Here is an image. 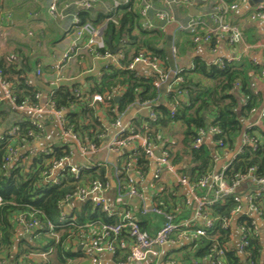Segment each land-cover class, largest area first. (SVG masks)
<instances>
[{
  "label": "trees",
  "instance_id": "obj_1",
  "mask_svg": "<svg viewBox=\"0 0 264 264\" xmlns=\"http://www.w3.org/2000/svg\"><path fill=\"white\" fill-rule=\"evenodd\" d=\"M1 3L2 0L0 7ZM142 6V0L123 1L109 13H100L97 17H94L95 13L91 9L79 11L78 17L82 22L90 21L95 25H105L110 17L116 19V22L109 20L106 23L103 37L107 43L111 38L114 48L122 44L120 53L124 57L120 61L121 67L109 64L102 67L98 74L87 76L83 82L61 85L52 90V100L57 109L65 111L66 127L77 134L83 143L96 145L100 144V136L107 131V125L98 114L99 107L106 111L109 121L113 122L117 119L114 109L122 114L135 104H151L157 118L152 119L149 115L133 118L130 122L132 130H128L124 137L141 133L152 143L162 146L168 151L174 166L182 163L190 166V169L181 170L180 174L189 175L190 181L195 183L215 171V151L218 155L223 154L224 150L235 151L245 129V122L253 121L255 111L264 101L263 92L255 85V78L264 75L263 67L246 58L223 59L220 64L208 63L200 57L192 56L188 65L181 69L183 80L176 81L175 76L171 89L165 95V101L160 102V90L155 84L159 80L158 74L153 70L145 74L136 68H127L135 57L143 53L158 61L168 75L171 69L166 52L167 34L159 27H146L140 14ZM175 37L177 56H185L190 53L188 50H193L195 43L191 33L181 30ZM21 43L17 49L18 58L13 55L7 59L0 57L2 78L13 83L11 89L17 105L29 102L35 104L39 90L30 85L28 79L42 61L43 54L27 43L23 45L29 47L26 52L21 48ZM187 45L190 46L186 48ZM212 46H215V40L212 41ZM97 51L104 52L100 48ZM116 92L120 95L118 101L114 97ZM94 94H102L105 100L93 104ZM15 111L19 112L17 109ZM12 112L14 110L1 111L0 124H9V114ZM19 113L16 124L8 128L4 132V138L0 139V264H8L9 261L10 264L14 261L16 263L21 256L30 253L48 255L37 264H67L69 258L80 255L67 248L69 236L72 232L77 233L78 226L87 222H112L116 218L114 215L108 216L101 206L87 201L80 210H74L69 217L63 219L65 213L64 207L60 205L61 201L67 194L76 191L75 183L78 180L67 169L58 174V183L45 182L43 172L50 167V160L53 158L68 156V147H54L52 151H41L36 155L33 153V159L25 160V157L32 154L28 150L21 153L12 164H7L10 148L30 144L33 136L29 132H38L33 119ZM176 123L183 125V137L175 143L168 142L165 140L166 132ZM210 126L221 130L212 137L213 145L205 142L202 146L195 147L198 131L207 130ZM12 128L16 129L17 134H8L7 131ZM245 131L255 139L257 145L245 144L242 151L231 159L224 171L229 183L251 168L256 169L258 177H264V116L258 124H252ZM218 141L223 144L219 145ZM125 157L128 161L135 159L137 169L143 174L149 173L151 159L144 148L137 147L126 152ZM95 171H87L92 173V180H104L103 174ZM121 171V180L125 182L130 177L127 166H121ZM160 179H154L158 182L156 185H166L164 182L160 183ZM238 204L235 196H226L203 208L216 222L209 236L200 237L198 241H192L188 245L193 248L196 258H205L217 245L225 249V264H264L263 247L259 236L254 234L251 215L239 218V222L246 224L247 228L248 245L244 248L246 258L242 259L235 250L228 247L230 228H222V224L225 219L232 218V212ZM156 206L167 212L174 211L178 207L177 198L170 189L164 188L156 196ZM22 213L27 219L35 217L39 220V225L35 227L33 242L21 243L14 255L17 217ZM72 221L75 222L74 225L70 224ZM50 223L55 226L53 229L50 228ZM187 252L184 260L190 261L191 255L188 250ZM3 260L7 262L2 263ZM24 264L31 263L26 259Z\"/></svg>",
  "mask_w": 264,
  "mask_h": 264
},
{
  "label": "crops",
  "instance_id": "obj_2",
  "mask_svg": "<svg viewBox=\"0 0 264 264\" xmlns=\"http://www.w3.org/2000/svg\"><path fill=\"white\" fill-rule=\"evenodd\" d=\"M0 7V57L8 58V56H17V49L20 47L24 51H28V46H23L25 43L34 49L35 47L42 52V61L36 66L34 72L29 75L28 82L30 85L36 87L39 92V98H37V104L44 109H49L50 101L52 100L51 85L60 75L63 79V85L67 83L72 85L77 82H83L84 79L89 75L87 72L94 70L95 73H99L100 69L98 61L95 60L93 55L88 54L87 51H83L81 48L79 52H73L70 58H64L68 49L72 46V31L71 23L74 17H78V13L82 8H78L72 3L77 0H59V9L62 15L59 17H52L49 13V4L51 0H12V6L23 8L24 14L22 15L21 22L16 20L10 15V13H2V5ZM92 1L93 5L90 8L97 17L100 13L107 14L114 9L116 3H121L124 0H87ZM232 4L234 2H241V0H152V9L148 14V19L144 20L150 22L154 27H159L165 30L169 25L177 23V27L174 29V40L177 33H180L181 26L187 25L191 19L200 21V30L206 31L209 26L213 25L215 19L214 16L217 14V7L222 3ZM261 3V0H247L241 2L239 7L235 11L229 12L225 16V21L231 25L238 26L243 34L244 41L238 44H231L227 38L217 42L215 40V46L210 44H195L193 50L187 55L200 57L208 63L222 62L223 59H237L243 58L258 64L263 67L264 74V19L256 18L252 19L251 15L256 10L257 6ZM158 11H165L171 13L174 16L172 22L161 20L157 17ZM76 13V14H75ZM5 23V24H3ZM20 31L22 32L19 34ZM16 32V33H15ZM46 34V37L44 36ZM12 37H9L11 36ZM47 36L50 38H47ZM33 38V40H31ZM20 40V41H19ZM214 41V40H213ZM36 42V43H35ZM84 41H80V45H83ZM86 42V40H85ZM108 44V43H107ZM81 45V46H82ZM187 45L186 48H188ZM175 57L182 58L176 55ZM19 61V59L17 60ZM61 62V69L58 71L54 67L55 64ZM40 66L42 73L37 74V67ZM44 67L46 69H44ZM101 68V67H100ZM136 70L140 73L149 74L151 68L144 64H138ZM72 83V84H71ZM13 87V83H10ZM255 85L264 94V75L255 78ZM171 86H169V90ZM119 93H114V97ZM166 95V94H165ZM165 95L163 101H165ZM32 103V102H31ZM34 104V103H33ZM97 104V103H95ZM264 107V101L259 109ZM16 107L13 102L5 98L4 90L0 86V112L7 110H14L9 114V124H0V134H3L8 128L16 124L18 113L29 116L32 119H38L44 125V130L41 132V136L37 140H33L27 145L25 149H22V153L30 150L35 155L41 151H52L54 147H68L70 153L68 155L69 162L75 167H84L81 172L80 179L75 183L77 188L79 186H87L92 181V173H87L90 169H95L96 173L102 175L104 180H101L105 186L102 193L106 203L115 214L122 211H128L134 215L142 229L147 232L154 234L156 233L166 220L165 213H158L155 211L156 207V196L164 188L170 189L173 195L176 196L179 211L177 219L181 221H191L195 225H202L201 218L196 217V209L198 207V201L196 197L202 200L212 198L210 192L202 191V189L192 190L188 185H183L178 182V177L185 176L180 174L183 169H190L186 163L174 166V172L163 170L159 181L160 183H166V185H159L155 182L154 174L156 169H153L152 165L156 160L154 157L151 159V167L149 173L143 174L137 169L135 165V159H126L125 154L137 147H143V144L137 140H133L130 145L123 147L120 150L112 148L113 141L117 139L120 134V129L115 125L116 120H121L123 126L130 128V122L133 118L141 115H149V106L147 104H135L131 106L126 112L119 113L117 109H114L117 114L116 120L110 122L107 117V113L103 108H98V114L104 124L107 125V131L100 137V144L96 147L91 148L90 144L83 143L81 140H76L72 136L67 135L62 129L60 120L53 116L49 112L42 114L33 113L31 111H15ZM256 115V114H255ZM65 116V111H64ZM255 118V117H254ZM252 124L251 121L245 122V127ZM183 125L176 123L172 125L166 132V141L176 142L180 141L183 137ZM206 143L212 144V138H206ZM82 145L87 147L85 151L82 149ZM213 145V144H212ZM160 146V145H159ZM33 155L28 158L33 159ZM215 171L228 164L232 158V153L227 152L221 155L215 151L214 153ZM29 161V160H28ZM128 161V162H127ZM157 165V163H156ZM121 166H127L130 178L134 180V184L138 188V194H132L129 190L123 189L124 181L121 180L120 174ZM190 171V170H189ZM188 171V172H189ZM214 171V172H215ZM58 173V172H57ZM60 174V173H59ZM189 176V175H188ZM186 176V177H188ZM189 178V177H188ZM94 180V179H93ZM128 180V179H127ZM76 188V189H77ZM246 189L243 187L238 191V194L243 198L244 211H248V205L245 195ZM168 192V191H167ZM87 200L74 199L63 208L65 218L74 210H80L83 204ZM115 218L118 217L114 215ZM258 225V236L263 247L264 257V221L255 214L251 215ZM241 214H235L230 219V240L228 247L235 250L237 254L242 258L245 257V253L241 251V237L242 233L239 227V218ZM117 219V218H116ZM74 220V219H73ZM93 223V224H92ZM92 224V225H91ZM99 221L98 222H87L81 226H78L77 233L72 232L67 241V248L77 251L80 255L69 258L67 264H94L90 258L87 248L84 247V241L93 237L99 232ZM16 234L14 241L13 254L17 252L18 246L26 244L27 242H33V238L25 230V228L17 224ZM199 237H192L190 240L180 241L172 245H164L154 247L153 252L148 255L145 261L138 264H210V255L205 258H196L193 248L188 246L192 241H198ZM82 247L80 248V246ZM188 246V247H186ZM187 250L191 255L190 261L184 260V255ZM188 253V252H187ZM48 255L40 253H30L29 255L21 256L18 261L12 262V264H24L27 259L31 264H37L42 259L47 258ZM126 256V251H120L117 254L113 252H102L99 255L101 264H119ZM13 260V259H12ZM10 264V261L8 262Z\"/></svg>",
  "mask_w": 264,
  "mask_h": 264
},
{
  "label": "built area",
  "instance_id": "obj_3",
  "mask_svg": "<svg viewBox=\"0 0 264 264\" xmlns=\"http://www.w3.org/2000/svg\"><path fill=\"white\" fill-rule=\"evenodd\" d=\"M125 2H129L130 0H124ZM143 6L141 8L140 14L144 18V20L148 19V14L152 9V0H142ZM188 2L189 0H184ZM247 0H241V2H245ZM240 2V3H241ZM239 2H234L232 4H226L222 2L217 7V14L214 16L213 25L209 26L205 31L200 30V21L191 19L187 25H182L181 29L186 30L193 35V41L195 44H210L213 40H217V42L227 38L229 42L233 45L241 43L244 41V34L242 30L235 25H231L225 21V16L231 12L235 11L239 7ZM119 3H116V6ZM72 5L82 8V9H90L93 5L92 1L87 0H77L72 3ZM49 13L52 17H59L62 15V12L59 9V0H51L49 4ZM157 17L161 20H165L168 22H172L174 20V16L169 12L158 11L156 13ZM252 19L260 18L264 19V0L257 6L254 13L251 15ZM112 20L116 22L114 17H110L107 19L106 23ZM105 25H95L90 21L82 22L79 17H74L71 23V31L73 34L72 37V46L68 49L64 58H70L73 52H79L82 48L83 51H87L88 54L93 55L96 61H98L99 69L102 67H106L109 64H114L118 67H121L120 61L123 59V55L120 53V50L117 53H111L107 42L103 37V31L106 26ZM146 27L148 29H153L154 25L150 22H145ZM84 41L81 46L80 41ZM86 40V42H85ZM104 50V52L97 51L98 48ZM237 60V59H236ZM144 64L149 66L151 70L158 74L159 80L155 83L158 87L162 83H164L168 78V73H165L163 67L160 65L158 61L151 59L149 56L141 53L137 57L133 59L127 66L129 69H135L138 64ZM222 64V63H220ZM58 71L62 68L61 62L54 65ZM101 67V68H100ZM37 74L40 75L42 73V69L40 66L37 67ZM181 70L176 72V81H182V76L180 74ZM87 74L95 75V71L91 70L87 72ZM63 79L59 75L56 80L52 83L51 91L61 85H63ZM68 84V83H67ZM72 84V83H71ZM0 86L4 90L5 98L9 99L14 103L15 107L19 111H31L33 113L42 114L45 112L51 113L53 116L57 117L60 120L62 129L64 132L72 136L74 139L79 140L80 138L77 134H75L71 129L66 127L67 120L64 116V111L59 110L55 107V103L53 100L50 101L49 109H44L43 107L38 106L37 104H33L31 102L17 105L15 101V97L13 95V90L11 89V84L4 81L2 78V71L0 69ZM39 98V95H36ZM111 98V95L108 96ZM105 100V97L102 94H94L92 103H101ZM149 106V116L152 119H156V113L152 109L151 104H147ZM174 111V106H173ZM256 115L252 121V124H258L261 118L264 116V107L262 109H257L255 111ZM33 124L37 126L38 132H29V135L33 136V140H37L41 135V132L44 130V125L38 119H33ZM252 124L245 127L244 131L240 135L239 143L235 151L231 152L232 158L236 153L242 151V147L245 144L257 145L255 139L251 138L248 133L245 131L252 126ZM115 125L119 127L120 134L115 141H113L112 148L120 150L123 147H127L133 140H137L143 144L145 152L148 157H154L157 163L156 171L154 174L155 178H159L163 170L174 172V165L172 164L169 153L162 146L156 145L148 140V138L141 133L129 134L124 137L125 133L128 131L127 126H123L121 120H116ZM9 135L17 134L15 128L7 131ZM221 130L216 126H210L207 130L200 129L198 131V137L194 143L195 147H200L206 142V138L213 137L216 134H219ZM4 133L0 134V139L4 138ZM219 145L223 143L218 141ZM27 145L19 148L12 147L9 150V155L7 157V164H12L14 160L22 153V149H25ZM91 148L96 147L94 144H90ZM83 151L87 149L84 145H82ZM157 149L161 150L162 156L160 158L155 157V151ZM225 153L227 151L224 150ZM33 155V152H31ZM229 153V152H228ZM231 158V159H232ZM25 160L28 157L24 158ZM231 161V160H230ZM229 161V162H230ZM229 162L224 167L220 168L218 171L212 172L209 175L205 176L198 182H191L190 179L186 176L178 177V182L183 185H188L192 190L203 189L207 193L210 192L212 198L202 200L199 197H196V201H198V207L196 209V217L201 218L202 225H195L191 221H181L177 219V214L179 208H175L174 211L167 212L164 211L157 206L155 207V211L158 213H165L166 220L160 229L151 234L146 230L142 229L138 219L130 214L128 211H122L120 213L115 214L112 212L109 205L106 203L105 199L102 196L104 191V184L101 180L95 179L92 180L87 186H79L73 194H67L66 197L61 201V206L64 208L70 204V202L74 199L79 200H87L92 201L96 205L101 206L103 211L107 213L108 216L117 215V219L112 222H99V232L95 234L93 237H90L86 241H84V247L87 248V252L92 259L94 264H101L99 259V255L102 252H117V251H126V256L119 264H138L146 260L148 255L153 252L154 247L164 246V245H172L176 244L180 241L190 240L192 237H207L209 236L210 231L214 228L216 219L208 216L203 208L205 206L212 205L215 201L226 197V196H235V199L239 202L238 206L233 210L232 215L241 214L242 215H252L260 217L264 221V177H258L255 174L256 169L251 168L247 173H242L236 176V178L231 182H227L224 176V171L228 168ZM69 170L73 173L74 177L79 180L81 176L82 170L84 167H75L69 162V157L64 156L62 158L56 159L53 158L50 160V167L44 170V181L45 182H53L58 183L59 177L58 174L64 170ZM58 172V173H57ZM245 188L246 201L248 205V211H244V203L243 198L238 194V191L241 188ZM123 189H127L132 194H138V188L134 184V180L132 178H128L123 185ZM0 203H2V198L0 196ZM64 216V215H63ZM232 216V217H233ZM63 219H66L65 216ZM231 219V218H230ZM230 219H225L222 228H229ZM18 224L22 225L25 230L30 234L33 238L35 227L39 225V220L35 217H30L27 219L25 214H19L17 217ZM74 225L75 222L72 221L70 223ZM93 224V223H92ZM91 224V225H92ZM50 228L53 229L55 226L53 224H49ZM246 224H239L242 237L240 249L244 252V248L248 245L247 238V228ZM254 234L258 236V225L256 221L252 220ZM226 252L225 249L219 246H215L211 250L210 255V264H225ZM7 260H3L2 263H6Z\"/></svg>",
  "mask_w": 264,
  "mask_h": 264
},
{
  "label": "water",
  "instance_id": "obj_4",
  "mask_svg": "<svg viewBox=\"0 0 264 264\" xmlns=\"http://www.w3.org/2000/svg\"><path fill=\"white\" fill-rule=\"evenodd\" d=\"M263 1V0H261ZM177 23H173L171 25H169L168 29H167V42H166V52L168 55V59H169V64H170V73L168 75L167 80L162 83L159 87L160 90V96H159V101L163 102V98L164 95L169 91V86H171V84L173 83V80L176 76V72L183 69V67H185L186 65H188L191 56L190 55H185L182 58H178L175 57V47H174V29L177 27ZM108 46L109 49L111 51V53H117L122 44H120L118 47L114 48L112 43H111V38L108 39ZM116 101H118L120 99V95H117L115 97ZM162 156L161 150L157 149L155 151V157L156 158H160ZM153 169H156L157 165L156 162L154 161L153 165H152ZM190 174V172H189ZM82 247V245L80 246V248Z\"/></svg>",
  "mask_w": 264,
  "mask_h": 264
},
{
  "label": "rangeland",
  "instance_id": "obj_5",
  "mask_svg": "<svg viewBox=\"0 0 264 264\" xmlns=\"http://www.w3.org/2000/svg\"><path fill=\"white\" fill-rule=\"evenodd\" d=\"M23 8H19V7H14L12 6V0H4L3 1V5H2V13L6 15V13H10V15L16 20V22H21L20 20H22V15L24 14V11H22ZM1 20V19H0ZM5 24V23H3ZM21 31V30H20ZM17 30V32H19V34H21L22 32H20ZM0 33H2V31H0ZM16 33V32H15Z\"/></svg>",
  "mask_w": 264,
  "mask_h": 264
}]
</instances>
